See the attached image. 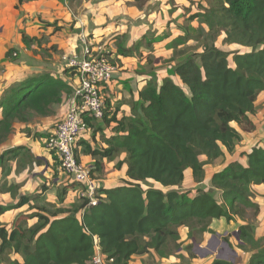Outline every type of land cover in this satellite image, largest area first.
<instances>
[{
	"label": "trees",
	"instance_id": "1",
	"mask_svg": "<svg viewBox=\"0 0 264 264\" xmlns=\"http://www.w3.org/2000/svg\"><path fill=\"white\" fill-rule=\"evenodd\" d=\"M32 1L16 0L18 7ZM212 4L191 20H203L209 36L223 34L224 44L244 50L226 53L213 44L204 45L196 58L191 56L174 69L179 84L167 78L159 85L148 82L132 104L131 115L119 121L113 118L122 135L106 140L105 150L88 151L108 161L124 153L125 159L116 168L126 164L128 180L116 188H99L95 206H87L81 198L73 210L37 207L34 214L23 216L36 219L29 227L7 230L0 225L1 254L11 250L21 258V262L7 264H87L95 254L93 236L113 264H128L132 256L149 251L166 258L170 245L179 247L178 228L195 220L229 223L238 217L242 221L245 209L258 212L250 187L264 184V145L245 155V165L231 162L211 176L220 200L206 191L191 196L166 190L182 185L187 170L200 183L205 165L222 159L224 151L233 154L241 135L232 124L252 131L249 115L256 113V99L264 92V0H213ZM30 41L22 36L26 46ZM71 92L61 78L48 74L5 90L0 96V144L8 139L14 124L53 115ZM23 151L22 147L5 150L0 160H14ZM31 160L41 165L39 159ZM148 181L159 188L143 189L140 184ZM42 189V193L47 190ZM19 200L16 209L30 208L31 196ZM12 209L0 206V217ZM238 235L239 247L250 253L247 264H264L263 239L255 238L252 226L240 225ZM211 264L233 263L214 259Z\"/></svg>",
	"mask_w": 264,
	"mask_h": 264
},
{
	"label": "rangeland",
	"instance_id": "2",
	"mask_svg": "<svg viewBox=\"0 0 264 264\" xmlns=\"http://www.w3.org/2000/svg\"><path fill=\"white\" fill-rule=\"evenodd\" d=\"M55 1L64 10L63 12H68L70 15L67 22L61 19L51 20L43 10L33 13L36 10L34 7L40 6L37 3L39 0L24 3L19 7L16 0H0V96L11 86L31 77L53 74L57 78L62 77L61 79L73 78L77 74L74 70H69L66 63L69 58L80 57L84 45L91 48L95 54L97 49L106 53L105 56L116 67V72L130 75L131 80L138 81L137 85L148 82L159 85L166 78L179 84L177 77L173 74L174 69L187 58L191 56L196 58L202 52L204 45L213 44L218 50L226 53L239 49L224 44L223 34L209 36V28L203 20H191L192 16L208 11L213 6V0ZM105 1L107 5L113 4L114 12L120 6L118 2H125L122 4L123 7L133 8L134 14L123 16L124 18L121 15L115 17L118 20L123 18L120 25L131 27L130 30L117 35L100 34L95 31L98 27L91 23L90 18L95 16L93 13L102 12ZM85 13L88 16L86 23L83 21ZM80 19L86 25L79 23ZM23 35L31 40L29 47L22 42ZM111 40L116 44L114 51L110 44ZM9 51H12L11 57L6 58ZM228 60L232 65L231 56ZM65 70L69 71L65 73ZM76 87L77 85H74V88ZM73 92L74 90L71 93ZM103 96L106 99L104 92ZM256 100L257 110L254 115L259 117V122L256 125L253 124L254 128L250 133L240 131L243 137L237 144V151L235 150L233 154L224 151L222 159L205 165L204 178L200 183H195L190 177V171L187 170L182 185L166 190L188 192L191 196L198 191H206L220 200V190L211 186V176L231 162L245 165L246 158L242 154H247L254 146L264 145V94L258 96ZM130 107H132L131 103ZM17 133L13 127L9 136L11 138L8 137V140L0 144V156L5 150L24 148L23 154L14 160L6 159V157L0 160V206L13 207L0 217V225H4L7 230L13 226H31L33 220H26L23 216L34 214L38 211L37 207L60 206L73 210L81 203L79 193L78 195L70 193V190L74 189L80 191V187L58 172L56 158H52L50 165L49 162L46 163L50 169L46 172H44L46 165L43 166L44 159H40L42 167L31 160L36 155L44 154V150L48 151L45 144L46 138H42L38 133L32 135L31 131L26 129L22 131L27 137L24 139L32 140L34 145L30 148L16 146L20 138L13 137ZM41 157L45 158L43 155ZM99 176L101 177L100 174ZM95 177L98 180V175ZM54 178L59 179L61 184L53 192L55 203H50L47 200H50L53 195L43 194L42 188L51 187ZM140 185L143 189L159 188L152 181ZM99 188H102L101 184ZM250 193L252 201L259 205V210L254 213L250 209H245L242 221L236 217L235 221L226 223L218 232L217 229L210 230L209 226L212 224L210 220L192 221L189 226H186L187 230L178 228L179 238L181 240L182 236L186 244L183 248L185 256L176 257L180 259L178 264H191L193 259L198 263L199 259L213 258L214 260L216 257L233 264H247L250 253L248 249L239 247L238 227L246 223L250 224L255 238L263 239L261 247H264V184L250 187ZM25 196L32 197L30 208L28 206L16 209L15 206L19 203L20 197ZM178 250L179 247L174 248V245H170L165 252L171 253L170 256H176ZM10 260L21 261L20 256L13 254L11 250L4 254L0 252V264H7ZM152 264L171 263L158 258Z\"/></svg>",
	"mask_w": 264,
	"mask_h": 264
},
{
	"label": "crops",
	"instance_id": "3",
	"mask_svg": "<svg viewBox=\"0 0 264 264\" xmlns=\"http://www.w3.org/2000/svg\"><path fill=\"white\" fill-rule=\"evenodd\" d=\"M37 3L40 6L39 8L34 7L36 8V10H34L33 13L43 10L45 13H47L46 15L51 20L61 19L64 22H67V20L70 19V15L68 14V12H63L64 10H62V8L57 5L58 3L55 0H39V2ZM124 3L125 2H118L120 6L119 8L115 9L116 12H114L113 11L114 7L112 6L113 4L110 3L109 5H107L108 3H106L105 1L103 3L104 6H103L102 12L98 14L93 13L95 14V16L93 18H90L91 23H93V25L98 27L95 29V31H98V33L100 34L110 33V34L117 35L118 33L126 32L127 30H130L131 27L128 28L126 26L120 25L121 20L126 15L134 14L133 8H130V7L127 8V7L122 6V4ZM138 13L141 14L139 11ZM120 15L124 17L120 20H118V18H115ZM78 21L80 23L81 19ZM83 21L84 23L88 21V16L86 13L84 14ZM118 22L119 24H117ZM84 23L81 22V24L86 25ZM111 42L110 44L114 51L116 44H115V41L111 40ZM51 75L56 78V76H54L53 74ZM130 78H132L130 75H125L124 73L118 72V71L113 75L112 82L103 91L106 94V99H105V107H106L105 114L107 116L106 121H104V119L101 121H97V120H92L88 117H85V120H87L85 121L87 124V130L81 135V137L79 138V140L77 141L75 145V154H76L77 159L82 164L86 165L91 170V173L94 176L98 175V180H97L98 186L101 184L103 189L119 187L123 185V181L127 179L126 164L123 163L119 169L116 168V165L125 159V154L122 153V154L115 155L112 161H108L105 158L100 159L97 156L94 157L88 151L89 150H92V151L93 150H105L108 148L106 140L122 135L120 131L116 130L117 124L115 123L113 118L119 121L122 117L130 116L131 115L130 103L133 104L134 102L138 100L139 92L147 84L146 83V84L137 85L138 81L131 80ZM62 80L70 88H72V90L75 89L74 85L78 84L77 76H74L73 78L64 77ZM261 94H264V92H262ZM261 94L259 96H261ZM72 95L73 94L71 93L69 96H66L63 98L62 103L56 108L53 115L48 116V117H43V118H35L30 123H26V124H20V123L14 124V129L18 133L13 138H20L15 145L16 146H27L29 148L34 145V142L31 139H30L31 141L24 139L27 137L25 136L24 133H22V131L26 129H29L32 135L34 133H38L39 135L42 136V138L47 139L50 136V134L53 132L55 123L61 120L63 116L65 115L67 108L71 102ZM255 105H256V102H255ZM256 116L257 115H249V118L254 125H256V123L259 122V117L257 118ZM232 125L240 133V135H242L240 132L242 130L239 129V127H237L236 124H232ZM244 132L250 133L252 131H244ZM36 145L38 148L39 144L37 143ZM237 146L238 145H236V148H235L236 151H237ZM251 149L248 151V153L251 151ZM44 152H43L44 154H40V155L41 156L43 155L45 158H42L41 156H38V155H36V157L39 160L44 159L43 166H45L47 162H49V165H50L52 158H55V157L46 150H44ZM242 155L243 157H245L246 154H242ZM40 164L41 165L39 167H42V162ZM47 170H50V169H49V166L46 165L44 172H46ZM99 174L101 175V177L99 176ZM60 184H61V181H59V179L57 178H54L51 182V187L47 188V190L43 192V194H49L50 196H52L53 192H55V189L60 187ZM63 186L64 185H62V187ZM74 190H70V193L78 195L79 191L76 189ZM54 199H55V195H53L52 198L47 201H49L50 203H55ZM24 207H28V205H25ZM56 207H60V206H56ZM80 217H81V212L78 213L77 215L78 220H80ZM31 220H33V224L36 222V219H31ZM210 221H211L210 224L212 223L209 226L211 231H215L217 229V232H218L220 229H223L224 225L226 224V222L223 219L210 220ZM215 221H217L216 224L214 223ZM181 228L182 230L184 228H186L187 230V227L185 226L180 227V229ZM184 235L185 237H187L186 234ZM183 239L184 238L181 236V240L179 238L177 242V244L179 245V250L176 252V256L175 255H174L175 257L169 256L167 257V259L162 258V261H166L171 264H178L180 259L176 257L185 256V253L183 252V248L186 244L184 243ZM158 258H161V257H158L155 253H153L152 251H149V253L132 256L128 264H152L154 263V260L156 261L158 260ZM212 260L213 258L211 260L210 258L199 259V262L196 263L197 261L193 259L191 261V264H211Z\"/></svg>",
	"mask_w": 264,
	"mask_h": 264
},
{
	"label": "built area",
	"instance_id": "4",
	"mask_svg": "<svg viewBox=\"0 0 264 264\" xmlns=\"http://www.w3.org/2000/svg\"><path fill=\"white\" fill-rule=\"evenodd\" d=\"M96 53L84 45L80 57L68 59L66 67L76 72L78 84L65 115L54 125L53 132L45 140L46 149L58 161V172L80 186L79 197L87 201V206L97 204L99 186L91 170L77 159L75 145L87 130L85 117L103 120L106 110L103 91L116 73V67L105 56L106 53L100 49ZM92 242L95 254L87 264H113V259H108L102 253L96 236L92 237Z\"/></svg>",
	"mask_w": 264,
	"mask_h": 264
},
{
	"label": "water",
	"instance_id": "5",
	"mask_svg": "<svg viewBox=\"0 0 264 264\" xmlns=\"http://www.w3.org/2000/svg\"><path fill=\"white\" fill-rule=\"evenodd\" d=\"M216 259H219L218 257H216ZM224 260V259H223Z\"/></svg>",
	"mask_w": 264,
	"mask_h": 264
}]
</instances>
